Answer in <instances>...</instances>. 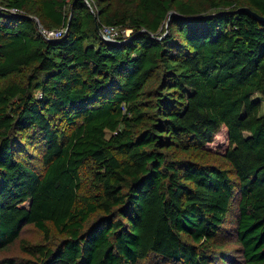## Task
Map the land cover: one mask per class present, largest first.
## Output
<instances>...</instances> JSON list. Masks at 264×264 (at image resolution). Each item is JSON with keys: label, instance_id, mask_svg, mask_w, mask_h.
I'll return each instance as SVG.
<instances>
[{"label": "trees", "instance_id": "1", "mask_svg": "<svg viewBox=\"0 0 264 264\" xmlns=\"http://www.w3.org/2000/svg\"><path fill=\"white\" fill-rule=\"evenodd\" d=\"M113 3L0 0V264H264V0Z\"/></svg>", "mask_w": 264, "mask_h": 264}, {"label": "rangeland", "instance_id": "2", "mask_svg": "<svg viewBox=\"0 0 264 264\" xmlns=\"http://www.w3.org/2000/svg\"><path fill=\"white\" fill-rule=\"evenodd\" d=\"M107 1H110V4L112 6H116L113 2L115 0H106ZM4 4H1L0 5V10H5V9H8L6 6H3ZM10 10V9H8ZM36 24L37 25H40L37 21H36ZM130 29H125L124 28V31L121 33L122 35H124V38L126 37V35L130 34ZM5 84V81H0V85H3ZM37 96V93L35 94ZM261 113L264 114V104H262V108H261ZM223 140H224V133L223 132H220L219 135L216 137L214 143H213V146L215 144H218V143H223ZM23 142H25V139L23 137L22 139ZM225 144V143H224ZM91 183V177H90V174L88 173L87 170H84L83 171V191L85 192H88V191H92V185L90 184ZM25 206L28 205V203L24 204ZM26 237L32 239V240H39L41 239V236L39 234V232H36L35 230L31 229L27 231V235H25ZM60 238V236L58 235L57 232L53 231L50 235V239L52 241V243H57L58 239ZM10 253L11 255H15L16 257H20L22 254L19 252V248H18V244H15L13 247L10 248ZM6 253L2 254V257H5ZM1 256V255H0ZM161 258H157L156 256L154 255H151L147 260H143L141 262H139L138 264H168L167 262H165L164 260H160Z\"/></svg>", "mask_w": 264, "mask_h": 264}, {"label": "built area", "instance_id": "3", "mask_svg": "<svg viewBox=\"0 0 264 264\" xmlns=\"http://www.w3.org/2000/svg\"><path fill=\"white\" fill-rule=\"evenodd\" d=\"M9 11L18 12L16 8H10ZM37 28L39 29L40 33L47 39L57 38L61 36L64 31L63 28L46 29L43 28L41 25H37ZM123 31L124 29L110 25H102L99 29L101 37L111 43H119L121 40H123L124 35L121 34ZM126 36H128V34Z\"/></svg>", "mask_w": 264, "mask_h": 264}, {"label": "water", "instance_id": "4", "mask_svg": "<svg viewBox=\"0 0 264 264\" xmlns=\"http://www.w3.org/2000/svg\"><path fill=\"white\" fill-rule=\"evenodd\" d=\"M243 10H246L247 12H248V10L247 9H243ZM254 14V13H253ZM255 15V14H254ZM256 16V15H255ZM261 20H263V19H261ZM99 31V30H98Z\"/></svg>", "mask_w": 264, "mask_h": 264}]
</instances>
